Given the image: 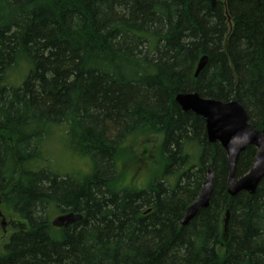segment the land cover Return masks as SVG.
<instances>
[{"label":"trees","instance_id":"trees-1","mask_svg":"<svg viewBox=\"0 0 264 264\" xmlns=\"http://www.w3.org/2000/svg\"><path fill=\"white\" fill-rule=\"evenodd\" d=\"M182 93L235 101L264 128V0H0V207L20 223L0 264H264V177L229 196L226 153ZM56 127L90 173L42 168ZM142 136L154 146L133 154ZM125 154L147 163L142 187L120 182ZM208 167L209 207L181 226ZM45 210L82 219L55 228Z\"/></svg>","mask_w":264,"mask_h":264},{"label":"water","instance_id":"water-1","mask_svg":"<svg viewBox=\"0 0 264 264\" xmlns=\"http://www.w3.org/2000/svg\"><path fill=\"white\" fill-rule=\"evenodd\" d=\"M207 57L203 56L197 63L194 76L203 70ZM176 104L183 112H192L200 117L205 124L206 137L209 143H218L226 152L228 163L227 193L234 197L240 192L253 195L264 177V128L261 131L253 129L249 123L245 109L237 102H219L201 98L197 93H182L175 97ZM256 148V156L247 174L235 177V167L239 155L247 147ZM213 173L208 169L207 178L195 201L186 209L180 222L187 225L200 209L209 207L212 194ZM82 219L74 213L63 214L55 218L52 226L64 228ZM227 220H225V223Z\"/></svg>","mask_w":264,"mask_h":264},{"label":"rangeland","instance_id":"rangeland-1","mask_svg":"<svg viewBox=\"0 0 264 264\" xmlns=\"http://www.w3.org/2000/svg\"><path fill=\"white\" fill-rule=\"evenodd\" d=\"M21 71V72H20ZM22 74V69L15 70L10 73V80L11 82L17 83L20 81V75ZM59 127H56V129L53 131L50 137L44 139L41 150L39 151V158L38 160L40 165H42L52 173L63 175V174H69L75 176V178H80L83 175H86L90 173L91 166L90 161L87 157L84 156H78L75 154L74 163L68 164L67 160L65 158L69 157L72 158V155L70 152L60 144L59 138L62 136V130L58 129ZM147 139H145L143 136L136 139V141L132 144H135V147L132 150V153L139 154L140 150L145 147L146 150H152L153 146L150 144L151 142L147 143ZM131 144V145H132ZM143 152H146L143 150ZM130 154H125L122 158V162L120 164V182L124 183L125 185L130 186H137L142 187L147 180L150 177V172L146 170V162L142 163V168H137V162H134L129 158ZM129 161V162H128ZM128 162V164H126ZM148 168V167H147ZM3 215H5L6 219L2 221L0 219V248L2 247L5 242H7L8 237L13 233V230L19 226V223H17V217L10 214L9 212L2 211ZM56 212H51L49 214L48 210H45L44 214L47 216L49 221L51 222L55 217ZM11 219L15 221V225L11 226ZM7 222V224H6ZM4 227V230L3 228Z\"/></svg>","mask_w":264,"mask_h":264},{"label":"bare ground","instance_id":"bare-ground-1","mask_svg":"<svg viewBox=\"0 0 264 264\" xmlns=\"http://www.w3.org/2000/svg\"><path fill=\"white\" fill-rule=\"evenodd\" d=\"M195 71H196V70H195ZM194 74H195V73H194ZM194 77H195V76H194ZM195 78H196V77H195ZM55 218H56V217H55ZM55 218H54V219H55ZM182 218H183V217H182ZM54 219H53V220H54ZM53 220L50 222V225H51V226H52V222H53Z\"/></svg>","mask_w":264,"mask_h":264}]
</instances>
